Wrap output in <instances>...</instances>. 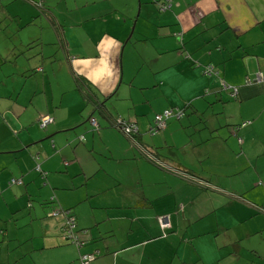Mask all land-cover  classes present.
I'll return each instance as SVG.
<instances>
[{"label": "crops", "instance_id": "obj_1", "mask_svg": "<svg viewBox=\"0 0 264 264\" xmlns=\"http://www.w3.org/2000/svg\"><path fill=\"white\" fill-rule=\"evenodd\" d=\"M54 1L39 0L35 6L46 8L36 10L32 5L38 0H0V19L17 23L15 30L0 24V264H81L84 253L96 254L87 264H264V240L262 253L252 246L251 253L242 252L238 242L264 228L251 222L264 201L250 200L248 208L239 204L245 195L264 193V86L252 81L256 72L264 73V0H169L163 11L157 0H82L79 10L72 0L74 15L62 19L74 31L85 27L72 42L59 32ZM39 19L54 40L49 44L57 41V72L54 64L43 63V49L40 61L24 56L34 30H18ZM36 36L43 45L42 34ZM207 65L217 73L204 74ZM74 75L96 101L82 99ZM217 80L229 93L235 87V95L229 94L233 103L253 100L240 117L248 123L234 131L229 124L218 130L220 125L192 122L198 113L193 104L213 98L221 89ZM69 90L79 98L71 94L68 102L88 104L92 111L87 118L97 122L85 140L103 159L91 169L83 168L75 153L80 146L65 133L74 131L80 120L69 111L59 114L62 94ZM179 107L180 119L168 118L163 130L148 134L155 113ZM45 114L52 122L41 138L34 135V124ZM118 115L135 122L139 141L158 157L195 177L167 172L142 157L110 125V118ZM44 138L50 139L48 150ZM112 143L119 146L112 148ZM55 151L52 169L47 153ZM39 152L42 159L34 156ZM57 156L67 158L58 163ZM107 160L119 163L109 169ZM69 165L73 176L86 179L80 192L76 182L65 185L50 178ZM11 177L23 186L8 184ZM40 180L45 186L41 192L26 185H39ZM23 193L34 197L36 205L46 202L40 201L41 194H50L57 208H69L76 227L88 233L82 243L76 247L63 239L58 217H43L35 230H28V220L17 225L12 213H24ZM31 210L41 213L36 206ZM219 210L227 213L222 221ZM162 215L169 222L165 228L158 223ZM8 224L22 228L13 239L24 246L12 255L4 253ZM258 226L261 230H255Z\"/></svg>", "mask_w": 264, "mask_h": 264}, {"label": "rangeland", "instance_id": "obj_2", "mask_svg": "<svg viewBox=\"0 0 264 264\" xmlns=\"http://www.w3.org/2000/svg\"><path fill=\"white\" fill-rule=\"evenodd\" d=\"M41 1H42V3H44V0H41ZM87 1H90V0H87ZM38 2H39V0H38ZM38 2H35V3H38ZM73 5H76V10H79L82 7L81 5H83V2H82V0H73ZM73 5H72V0H55L54 4H53V9H54L55 14L59 15L60 19H61V20L57 21L61 25V27L59 29V32L61 34L63 33L62 37H66L70 42H72L75 39L79 38L80 34L82 32H85V29H84L85 27H82L81 29H79L77 31L72 30L71 28H69V26L67 24L68 21L62 19L67 14H71V16L74 15V13H73ZM48 6L50 7L48 9L50 11H53L51 5L48 4ZM88 6L89 5L87 4V7ZM40 7L46 8V7H44V5L43 6H39V7H36L35 4L32 5V8H34L36 10H39L38 8H40ZM95 8L96 7H94V9ZM90 11H93V10H90ZM43 21L44 20L39 19V20H36L34 22L35 24L27 23L26 25H24V26L19 28L18 32H21V30H23V32H26V30H28L29 28H33V30H34L33 32H34V35H35V37L34 36H30L29 37V38H33L34 40L30 43V45H31L30 50H27L26 52H24V56H28L27 60L29 62L33 61L34 59L40 61L41 60L40 59V49H43L44 51H46L45 52V56L42 59L43 63L45 64V66H48L49 64H51V65L54 64V68L56 69V72H57V70L59 68V62L57 60V56L56 55H58V56L60 55V53H58L57 41H55L54 44H49L51 42L49 40L51 38L50 34L48 32L49 28L46 26V24L43 23ZM93 22H96V21H93ZM93 22L87 23V24L90 25L91 29L95 28ZM0 24L5 29L7 28V29L15 30L17 23L16 22L8 23L7 21H4L3 19H0ZM7 25H8V27H7ZM39 32L42 34L43 45L40 42H38L39 38H37V36H36V35L39 34ZM25 37H28V36H25ZM53 41L54 40H52V42ZM53 55H54V58H53ZM62 67H63V65H62ZM231 70L233 72L235 70V66H232ZM217 81H216L217 82V86L221 88V85H220L221 81L220 80H217ZM223 81L228 86H232L226 80H223ZM64 84H65V80H64L63 76H61V78L59 79V85H60V87H64ZM60 91H61V89H60ZM71 94H75L79 98L78 93L76 91H73V90H71V91L69 90V91L63 93L62 95L64 96V98H63V100L61 102V107L59 108V114L61 115V117H64V115L67 114L68 111H69L68 115H70V116L74 115L75 117H77L80 120L78 122L80 124L75 128L74 131L73 130L72 131L69 130V131H67L65 133L70 134V136L72 137L71 140H70V142L72 144L76 143V146H80V147H77V149H75V153H77V158L79 159V162L81 163L83 168L84 169H89V168L91 169L95 165V161H97V162L100 161L101 162V159H103V156L100 154V152H98V151L91 152V150L88 148L89 147L88 144H87L88 141L85 140V139H87V136L90 135L89 130L90 129L93 130L92 127L89 128L88 125L90 123H89L88 118H87V115L89 114L90 110L92 111V109H90L88 107V104L84 103L83 101H79L78 105H74L72 103H69L67 98ZM218 94H219V100H218ZM233 102L234 101L229 100V92L227 91V89L221 88L220 91L216 92L215 96L213 98H211L210 100H206L205 99V100H202L200 102H197V104H193L197 108L198 113H197L196 117L193 119L192 122H195V124H200V125L201 124L202 125H208L210 123H213V125H220L218 130H223V129H226L227 126H229V125L235 126L236 124H239L242 121L249 120V119H246V118H244V119L241 118L242 120H240V117H241L243 108L244 107H248L251 102L248 103V104H241V103H238L237 101H235V103H233ZM262 112L264 113V105H263ZM191 114L192 113H189L187 116H189ZM82 122H84V123L82 124ZM49 124L50 123H48L47 126ZM225 124H229V125L226 126ZM34 125H35V133H34V135L37 134V135H39V137L41 136V138H42V136H45L44 133H45V131L48 130V128L46 127L45 129H40L38 127L39 123H35ZM84 125H87L88 128L87 129H83ZM65 133H63V134H65ZM82 135H84V137H85L84 141H83V136ZM79 137L82 138L81 142H77V139ZM49 138L42 139V141L45 143L44 146L46 147V149L48 148L47 141L50 140L51 138L53 139V135L51 136L50 139ZM42 141H40L39 143H41ZM109 141H114V140H110L109 139ZM115 141L118 142V141H120V139H115ZM84 144H85L86 147H84V146L82 147V145H84ZM55 145H57V144H55ZM118 146L119 145H116V143H115V144L112 145V148H117ZM57 147L58 146H56V148ZM39 151H40V149H39ZM59 151L60 150H58V152ZM58 152L56 153V151H55V152L47 153L48 164L50 165V167L52 169H55V168H53L54 165H53L51 160H52L54 155L56 156L58 154ZM67 152H69V151H67ZM67 152L64 151V153H67ZM64 153H62L63 156L65 155ZM34 156L35 157L39 156L42 159V153L40 154V152L38 154H35ZM57 157H58V160L60 161V162L58 161V163H62V161L67 158V157H59V156H57ZM113 157L118 159L115 156H113ZM36 163H39V162L38 161L34 162L33 166L31 167L33 172H35V164ZM58 163L56 164V162H55V166L58 165ZM117 163H119V161H111V160H109L108 162H106V165H107V167L109 169H114L116 167ZM43 172H45V171H43ZM81 177H82V175L73 176L72 165L67 166V169L65 171L52 172V174L50 175V178L51 179L52 178H56L55 181H57V182H60L62 184H65L67 182L65 185H67V184L71 185L74 182L78 183L77 185H79V186L76 187V189H75L76 192L82 191V188L84 187L82 182L86 181V179H84V178H83V180L79 179ZM11 178L16 179V180L19 179L18 177H11ZM11 178H9V179H11ZM39 182H40L39 185H37V184L33 185V181H28L26 185H29V186H32V187L34 186L33 188L31 187V189L35 188L36 192H41V191L44 190L43 188L45 186L42 185L41 180ZM79 183H81V184H79ZM20 184H21V182L19 184H17V185H20ZM22 186L23 185L21 184V187ZM253 192H255V191H253ZM261 194L263 196H261V195H259L257 193L252 194V195H245L244 196V200H242L243 202L242 203L240 202L239 204L242 207H244V208H248V204H249L250 200H253V201H257L258 200L259 202L264 201V193H261ZM23 196H24V202H23L24 213L22 214L21 212H18V211L12 213L13 217L15 219L17 218L16 219V224L18 225V224L28 220V224L26 225V226L30 227L28 230L38 229L39 228V224L41 222H43V220H45V219H43V217L48 219L49 217H47V215L52 210V208L57 207L56 206L57 203H55L56 201L55 202L53 201L52 203H43V205H36L35 204L36 201H35L34 197H32L30 195H25L24 193H23ZM50 197H53V196H50V194L45 195V196L43 194H41V200L40 201H44L45 202V201L49 200ZM249 205H251V204H249ZM35 206H36V210L37 211L40 210L41 213H39V214L36 213L35 214L31 210V208H33ZM260 211H261L260 213H258L257 215H254L252 217V221L251 222H254L255 224L259 225L261 228H263L264 225L262 223L264 221V208H260ZM220 213H221V215H220ZM218 216H219V219L222 221L224 218H226L227 213L219 210ZM11 225L12 224H8L7 230H6L7 235L5 236V238H3L4 242H5V245H6L4 247L5 255H7V254L12 255L17 250H19L21 247L23 248V246H24L22 243H18V244L15 243V241L13 239L14 235H19L22 232V228L14 229V227H12ZM259 226L255 230H261V228ZM246 227H247L246 224L243 225V226H238L237 231H241L242 229H245ZM40 231H41V229H40ZM262 233H264V228L261 231H258V232L254 233V234H250L248 236H244L242 238V240L238 241V242H240V247H241L240 250L242 252H245V253H251L252 252L251 249L253 247H255V248L259 249L260 253H262V250H260L261 241L264 240V236H261ZM10 237H12V238L10 239ZM1 241H2V239L0 240V244L2 243ZM251 246H252V248H251Z\"/></svg>", "mask_w": 264, "mask_h": 264}, {"label": "trees", "instance_id": "obj_3", "mask_svg": "<svg viewBox=\"0 0 264 264\" xmlns=\"http://www.w3.org/2000/svg\"><path fill=\"white\" fill-rule=\"evenodd\" d=\"M162 1L163 0H157V4H159V3H162ZM40 3L38 2V3H35V5L36 6H38ZM159 10V9H158ZM208 66V65H207ZM212 67V66H211ZM205 68H206V66H204V68L202 69V71H203V73L204 74H206L205 72H204V70H205ZM215 73H217V72H215ZM214 74V72H211L210 74H206L207 76H209V75H213ZM74 77H75V83H76V87H77V89H78V91L80 92V94H81V97H82V99L84 100V101H86V102H94V101H96V99H94V96H93V94L87 89L88 88V86H87V84L81 79V78H79V77H77V76H75L74 75ZM100 104V107H102V104L101 103H99ZM99 106L97 107V108H100ZM102 109H103V107H102ZM101 109V110H102ZM166 109H169L170 111H171V113H170V115L167 117V118H165L164 119V125H165V123H166V120L168 119V118H174V119H176V120H178V119H180L182 116H183V109L182 108H166ZM165 110V109H164ZM103 111L105 112V114H107L106 113V111L103 109ZM180 113L178 116L176 115L177 113ZM160 113H162V112H160ZM160 113H155V114H160ZM155 114L153 115V117H152V119H151V122H150V124L148 125V128H147V132H148V134L149 135H154V134H156V133H158L159 131H161V130H163V128H164V126L162 127V128H159V129H157V130H152V124H153V119H154V116H155ZM46 115H48V114H46ZM48 116H50V115H48ZM40 117V116H39ZM38 117V118H39ZM51 117V116H50ZM52 118V117H51ZM90 118H93L92 116H89L88 117V121H89V119ZM121 119V120H124V121H126L128 124H130V125H132V126H135L136 127V124H135V122L134 121H130V120H126V119H122V117H120L119 115L118 116H115V117H112V118H110L111 120H110V125L111 126H113L115 129H117L123 136H124V138L128 141V143L130 144V146L131 147H133L142 157H144V158H146L147 160H150L152 163H154V164H156L157 166H159L160 168H162L163 170H165V171H174L177 175H180V176H188L189 178H192L193 179V177H195V175L192 173V172H190L188 169H185V168H182V167H179L178 165H173V164H171V163H169V162H167L166 160H164V159H162V158H160V157H158L153 151H151L149 148H147L144 144H142L140 141H139V139H138V129H137V127H136V129H134L131 133H129V134H125V133H123V131L119 128V126H118V124H116L115 123V121H116V119ZM94 119V118H93ZM95 120V119H94ZM52 122V121H51ZM50 122V123H51ZM96 122V121H95ZM243 122H246V121H243ZM37 123H38V119H37ZM90 123V122H89ZM242 123V122H241ZM241 123L240 124H236L235 126H231V129L234 131L236 128H238L239 126H244V125H246L247 123H248V121L244 124V125H241ZM47 125H45L44 127H46ZM90 126L92 127V129L93 130H96L97 129V122H96V126L94 127V126H92V124L90 123ZM44 127H40V128H44ZM78 139H82L81 137H79ZM50 145L52 146V143H50ZM37 164V163H36ZM38 165V164H37ZM35 170H36V168H35ZM18 180H20V179H18ZM20 182H21V180H20ZM54 200H53V197H50L49 198V200H47L45 203H52ZM51 211H65L66 213V216H68V215H71V216H73V218H74V215L71 213V211H70V209L69 208H57V207H55V208H52V210ZM51 211L49 212V214L47 215V217H49V218H51V217H59L60 219H61V221H62V217H60V216H52V215H50V213H51ZM60 221V222H61ZM61 223H60V225H59V233H60V235H61ZM74 229H77V230H82L83 228H77L76 227V222H75V218H74ZM62 236V235H61ZM63 237V236H62ZM63 239L66 241V242H68V243H71V242H69L68 240H66L64 237H63ZM71 244H73V243H71ZM75 245V244H74ZM76 247H77V245H75ZM79 246V245H78ZM85 254V253H84ZM93 254V258L95 257V255L96 254H94V253H92ZM82 255V254H81Z\"/></svg>", "mask_w": 264, "mask_h": 264}, {"label": "built area", "instance_id": "obj_4", "mask_svg": "<svg viewBox=\"0 0 264 264\" xmlns=\"http://www.w3.org/2000/svg\"><path fill=\"white\" fill-rule=\"evenodd\" d=\"M170 6L169 0H163L162 3L158 4V9L160 11H163L167 9ZM204 72L208 75L211 72H216V70L211 67V66H206ZM248 82H251L250 80H247ZM254 82L260 83L262 86H264V73L262 72H256L254 74L253 80ZM222 87L225 88L222 84ZM236 93L235 87L230 88V95L234 96ZM171 111L169 109H165L162 111L160 114H155L154 119H153V124H152V130H157L159 128H162L164 126V119L167 118L170 115ZM180 113L178 112L176 115L178 116ZM52 121V118L48 115H41L38 118V123L39 127H44L48 123ZM89 122L92 124V126H96V122L93 118L89 119ZM247 122V121H246ZM246 122H242L241 125H244ZM116 124H118L119 128L123 131L125 134L131 133L134 129H136L135 126H132L128 124L126 121L121 120V119H116L115 121ZM36 170H38V165L35 166ZM11 183H16L19 184L20 180H16L11 178L8 181V184ZM65 211H51L50 215L52 216H60L62 217L61 221V235L68 240L69 242L75 244V245H80L82 241L84 240L85 236H87V231L85 229L82 230H77L74 229V218L71 215L66 216ZM158 223L161 228H165L169 225L168 218L166 215H162L158 217ZM93 259V254L92 253H85L80 255L79 260L81 264H87L88 261Z\"/></svg>", "mask_w": 264, "mask_h": 264}]
</instances>
